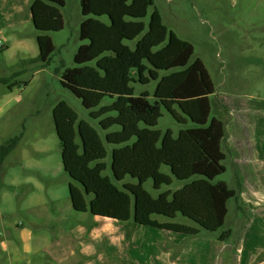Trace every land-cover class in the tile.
Here are the masks:
<instances>
[{"label":"trees","instance_id":"1","mask_svg":"<svg viewBox=\"0 0 264 264\" xmlns=\"http://www.w3.org/2000/svg\"><path fill=\"white\" fill-rule=\"evenodd\" d=\"M37 60L47 64L55 48L48 35L63 29L60 8L65 0H29ZM150 8L149 20L145 23ZM83 20L81 45L65 69L61 86L89 110L92 120L106 132L112 146L111 176H104L107 151L98 132L64 102L52 111L65 175L70 179L73 209L93 216L127 222V235L135 226L151 227L187 237L215 234L223 228L227 203L237 193L223 182L221 144L225 125L212 118L214 85L194 48L163 24L152 0H80ZM156 83L153 93H135L133 85ZM109 98L112 102L100 106ZM178 124L190 127L176 136L156 130L162 111ZM113 127L118 130L110 131ZM14 142V140H13ZM12 143L0 146V157ZM168 169L169 174L162 172ZM129 178L135 183L125 182ZM148 181L156 197L143 186ZM176 181L180 187L171 192ZM74 183V184H73ZM162 187L165 191L160 192ZM90 200L86 201V198ZM181 216L194 226L174 221ZM161 217L165 222L160 223ZM224 230L219 241L230 237Z\"/></svg>","mask_w":264,"mask_h":264},{"label":"crops","instance_id":"2","mask_svg":"<svg viewBox=\"0 0 264 264\" xmlns=\"http://www.w3.org/2000/svg\"><path fill=\"white\" fill-rule=\"evenodd\" d=\"M29 2L0 0V118L20 101L27 85L20 79L38 61L37 35L31 38L24 28L32 22ZM34 48L37 53L31 56ZM254 65L251 69L264 70ZM243 69L242 64L217 67L211 97L218 104L219 121L224 120L223 154L236 177L237 191L232 190L238 202L231 213L227 203V240L219 241L216 233L190 238L142 226L127 235V222L75 211L61 153L42 158L50 152L41 145L31 153L22 151L19 135L0 142L12 143L11 151L0 157V264H264V238L248 233L256 222H264V99L258 102L248 94L253 74ZM8 126L0 120V137ZM19 190L25 193L17 194ZM251 207L263 208L259 218ZM110 222L117 232L105 231Z\"/></svg>","mask_w":264,"mask_h":264},{"label":"rangeland","instance_id":"3","mask_svg":"<svg viewBox=\"0 0 264 264\" xmlns=\"http://www.w3.org/2000/svg\"><path fill=\"white\" fill-rule=\"evenodd\" d=\"M153 7L159 12L164 26L172 31L177 38L188 42L194 48V56L191 60L199 59L207 68L214 84L217 82L218 76L215 69L220 66L243 65L244 72L253 74L250 76V86L248 94L253 96L258 102L264 99V70H254L251 67L259 65L264 66V0H152ZM30 5V2H29ZM153 8H150L145 23L148 22ZM60 14L63 20V29L55 33H40L48 35L54 45V52L50 56L47 64L43 65L39 61H35L28 66L27 71L22 75L20 80L27 83L22 86L20 101L14 104L12 110L0 120L9 122L4 133L1 134L0 142H5L10 138L21 135L18 148L22 151L26 150L30 153L32 148L41 145L50 153L41 155L42 158L47 156L58 155L60 157L59 143L56 137L52 111L55 106L60 103H66L78 116V120L89 123L101 136L107 156L104 160L106 170L104 176L112 179L111 151L112 146L107 145L104 141L106 132L98 127L99 120H92L89 117V110H86L81 101L76 98L70 91L61 86V75L65 69L74 67L73 58L77 49L86 44L85 41L79 39V28L83 20L80 11V0H65V5L60 8ZM220 24L225 28L222 33ZM25 31L29 32L31 38L39 33L34 29L32 22L24 25ZM37 53L34 48V53ZM261 65V66H260ZM229 71V68H226ZM156 83L152 82L146 87L133 85L135 93L147 91L150 95L155 89ZM4 87H0L2 89ZM112 102L109 98H105L100 106L108 105ZM255 105V104H254ZM218 104L211 101V113L209 121L212 118L222 120L215 109ZM163 116L159 119L156 130L165 133L170 130L173 137L176 138L180 130L190 127V123L181 125L164 110ZM226 115V114H225ZM224 121V120H223ZM222 121V122H223ZM118 130L113 127L110 131ZM222 148V152L224 148ZM16 149L14 154L17 153ZM225 173L213 182H223L228 189L236 190V177L228 158L222 163ZM162 172L169 174L167 168L163 167ZM125 182L135 183V181L127 178ZM179 184L173 181L170 187L171 192L179 189ZM144 190L152 197H156L157 191L152 189V184L148 181L143 186ZM166 188L162 187L160 192ZM25 191H17L19 193ZM21 200L20 198H17ZM90 199V197L88 198ZM238 198L228 202V209L234 210L235 203ZM264 206V205H263ZM255 210L259 213H251L255 218L260 217V211L263 208L251 207L249 211ZM253 215L248 214V218L252 220ZM160 221H165L159 217ZM229 219V218H228ZM180 224L194 226V224L181 216L174 221ZM228 222L222 229L216 232L219 235L227 229ZM234 230L235 228L231 227ZM251 237L264 238V222H256L254 229L249 230ZM249 237V236H248Z\"/></svg>","mask_w":264,"mask_h":264},{"label":"clouds","instance_id":"4","mask_svg":"<svg viewBox=\"0 0 264 264\" xmlns=\"http://www.w3.org/2000/svg\"><path fill=\"white\" fill-rule=\"evenodd\" d=\"M105 231H110V232L115 233V232L118 231V228L115 226V223H114V222H110V223L107 225Z\"/></svg>","mask_w":264,"mask_h":264}]
</instances>
